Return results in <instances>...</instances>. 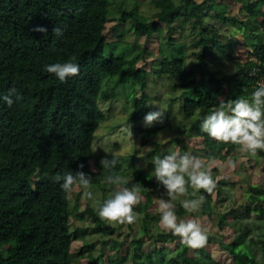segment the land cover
<instances>
[{
  "label": "trees",
  "instance_id": "1",
  "mask_svg": "<svg viewBox=\"0 0 264 264\" xmlns=\"http://www.w3.org/2000/svg\"><path fill=\"white\" fill-rule=\"evenodd\" d=\"M232 2L153 0L155 12L149 19L136 6L119 8V20L131 21L136 39H159L163 28L167 29L165 41L157 46L152 70L170 78L173 92L181 89L168 100H178L180 112L186 118H192L198 111L203 116L210 114L223 99L226 103L242 98L251 100L255 82L258 78L264 80V38L249 45L246 61H237L233 73L219 75L220 59H232L228 50L231 39L217 29L215 22L238 24L241 30L256 37L264 33V0L241 1L246 19L237 23L236 16L228 13ZM109 6L110 0H0V97L9 95L10 90H14L13 95L23 97L12 106L0 99V264H74L72 250L78 239L82 241V250L75 256L84 257L86 264H202L203 259L209 264H219L205 245L192 249L170 230L166 232L160 226V212L151 210L153 189L159 188L161 197L165 194L162 186L151 178L153 157L166 155L160 146L145 154V167L136 161L134 154L120 158L108 155L107 158L118 161L114 169L91 171L93 136L100 122L106 120L99 103L104 78L116 79L118 84L131 79L136 84L139 94L133 91V97L128 98L130 107L125 106L124 110L134 124L135 140L141 143L138 146L163 130L160 126L150 130L144 124L146 114L157 111L146 91L148 73L140 68L128 69L126 60L105 54ZM207 11L212 12L213 23L207 19ZM185 24L192 32L189 47L196 50L191 53L194 59L189 67L179 56V42L173 35L175 26L183 30ZM41 27L47 31L36 30ZM54 28L61 29L62 35L56 36ZM137 54L144 59L145 47H140ZM251 56L256 62L249 61ZM72 57L80 65V72L67 82H59L44 70L46 64L65 62ZM258 63L259 72L251 75ZM202 122L197 120L194 130L201 138L206 156L226 159L239 149L238 145L209 137ZM171 141L177 143L173 138ZM181 147L184 148L183 143ZM257 155L264 158L262 150ZM68 171L74 174L83 171L90 176L93 190H104V181L109 176H120L115 191L141 185V200L133 211L138 216L142 236L130 242L123 254L121 249L127 244V236L121 240L114 237L117 229L103 221L97 208H86L81 213L78 205H71L72 191L64 192L55 179ZM206 171L211 173L216 187L211 193L201 189L196 195V198L205 196L199 210L202 216L210 219L217 215L221 229L229 214L235 217L254 213L264 218V187L260 177L244 181L245 202L221 215L216 204L228 182L216 178L217 169ZM173 202L178 218L189 220L192 213L179 201ZM75 215L80 220L91 219L93 229L103 241L87 242L78 228L72 234L70 226ZM171 244L173 249L168 248ZM258 249L264 251V240L256 244L233 241L229 249L232 264H264V258L258 259Z\"/></svg>",
  "mask_w": 264,
  "mask_h": 264
},
{
  "label": "rangeland",
  "instance_id": "2",
  "mask_svg": "<svg viewBox=\"0 0 264 264\" xmlns=\"http://www.w3.org/2000/svg\"><path fill=\"white\" fill-rule=\"evenodd\" d=\"M178 1V0H176ZM194 2H201V0H193ZM230 1V0H229ZM243 0H234L228 9L229 14L236 16L235 22H242L246 19L242 11ZM153 0H110V15L108 22L106 23V37L107 46L105 54L107 56L120 57L127 61L126 67L140 68L148 73L147 77V93L153 101L157 110L163 111V115L159 121L153 122L150 130L157 129L159 126L163 130L159 134H152L148 137L147 142H144L143 146H138L139 140H135L134 136V124L130 122L128 118V112H125L124 107H130L129 97H133L132 93L135 90L139 94V90L131 79L126 80L122 84H118L116 79L110 80L104 78L101 86V92L99 96V103L102 107L106 120L100 122L97 130L93 136L92 149L94 157L91 163V171L98 172L101 168V160L112 155L115 157H124L134 154L137 158L136 161L142 164L144 167L147 162L145 154L149 151H153L160 146L164 154H168L172 151H177L180 154L190 153L201 159L204 170L217 169V179H224L228 182L225 186L224 193L221 195L216 204V210L222 215L229 212L233 208L239 206L240 203L245 202L247 199L246 185L244 181L250 180L251 182L257 177L262 179L264 187V158H259L257 153L255 155L249 152L242 151L241 148L235 150L226 159H220L218 157L206 156L207 151L203 148L201 138L198 137L195 132L197 120L202 119L203 115L200 111L196 112L192 118H186L180 112V104L178 100L170 101L169 97L178 95L180 88H177L174 92L170 89V78L167 76H159L153 73L152 63L154 56L158 54L159 42H164L166 38L167 29L163 28V33L159 39L152 37L146 39L144 37L136 39L135 33L131 27V21H120L119 8L132 9L137 7L138 12L146 18H151L155 10L152 8ZM121 6V7H120ZM208 12V11H207ZM212 12H208V20L212 17ZM183 18L178 21L181 24ZM178 23V24H179ZM218 30L224 33L225 36L231 39V45L228 49L232 55V59H220L221 67L219 69V75H227L233 73L235 69V63L237 61L244 62L247 59V50L249 45L255 44L258 39L264 38L263 34H255L249 31H243L239 28L238 24H221L214 23ZM164 27V26H163ZM175 32L173 33L177 45V52L179 56L184 60L186 67H189L194 59L191 54L193 50L189 47L190 37L192 32L187 28L185 24L184 29H180L175 26ZM181 33H183L181 35ZM137 45V46H135ZM145 47L146 57L143 59L138 53L140 47ZM196 51V50H195ZM187 98H191L190 94L185 95ZM221 103H226L225 100H221ZM215 110V109H214ZM213 110V111H214ZM130 113V111H129ZM131 135H130V132ZM140 135V134H139ZM138 137L140 138V136ZM175 139L177 143L172 142L171 139ZM146 143V144H145ZM181 143L184 144V148L181 147ZM139 144H141L139 142ZM136 150V151H135ZM261 151V150H257ZM264 152V150H262ZM221 155H224L225 149L220 151ZM116 183H112L109 179H105L104 190H93L95 195V201L88 200L84 195V189L79 185H75L70 193L71 205H78L79 211L82 213L86 208H99L105 200L110 197V194L115 191L119 186L120 176L115 177ZM151 178L155 180L154 172L151 173ZM124 181H128L125 177ZM157 188V187H156ZM159 188L153 189V206H151L152 212H159L158 201L161 198L168 199L163 194L159 196ZM78 195V198H77ZM183 198L190 197H177V201L180 202ZM193 198H196L193 197ZM141 198L139 197V203ZM138 203V204H139ZM137 205V204H136ZM78 212V213H80ZM72 219L70 231L73 234L75 228L79 229V233L82 232L87 242L101 243L102 238L93 229V222L91 219ZM136 221L134 223H118L111 222L103 219V221L110 227H114L116 233L114 237L120 238V240L126 237L127 244L122 247V254L125 251V247L132 241L142 236L140 230V224L138 222V216L136 215ZM196 220L201 224L203 230L207 235V241L205 246L207 251L211 255L212 259L219 264H232V259L229 254L230 244L234 241L237 243L252 242L256 244L264 240V218L256 216L254 213L250 215L231 216L230 214L224 220V227L221 229L218 225L217 215L213 218H207L202 216L200 212L192 213L189 220ZM233 220V223H230ZM161 228L165 229L161 224ZM166 232L168 231L165 229ZM100 240H99V239ZM107 241V237L104 238ZM182 241V239H180ZM98 247V244H95ZM145 250L147 246H144ZM174 245L171 244L168 248L173 249ZM82 250V241L80 239L75 240L73 244V257L74 264H86L85 258L75 256ZM86 253V252H84ZM113 254V251H110ZM94 255H98V250H95ZM258 259L264 258V251L258 249ZM105 262V259L102 258ZM264 260V259H263ZM130 264V263H128ZM202 264H209L206 259L202 260Z\"/></svg>",
  "mask_w": 264,
  "mask_h": 264
},
{
  "label": "clouds",
  "instance_id": "3",
  "mask_svg": "<svg viewBox=\"0 0 264 264\" xmlns=\"http://www.w3.org/2000/svg\"><path fill=\"white\" fill-rule=\"evenodd\" d=\"M46 32L45 28L36 29ZM56 36H61L62 31L54 28ZM44 70L52 74L59 82H67L80 72V65L75 57L65 62L46 64ZM10 94L0 97L8 106H12L23 99L19 94ZM163 111H151L144 117L146 127H151L153 122L159 121ZM202 129L209 137L224 143L240 146L242 151L255 155L257 150H264V81L258 82L255 91L249 99H236L228 103H220L210 114L203 116ZM130 132V129H128ZM131 135V132H130ZM154 177L159 186H162L168 199L161 198L158 201L160 212V224L173 234L179 236L183 243L192 249L202 248L207 235L201 224L196 220L179 219L176 213V205L173 201L177 197H195L199 190L211 193L216 182L210 172L204 170L201 159L190 153L180 154L177 151L166 155L154 156ZM118 161L115 158L101 160L102 168L114 169ZM81 167H83L81 165ZM56 181L60 182V188L69 193L74 185L84 189L83 195L91 201H95L94 192L91 190V177L83 171L57 175ZM109 181L116 183L115 177L109 176ZM140 184H134L131 188L124 187L110 194V197L98 208V215L111 222L134 223L136 213L133 208L139 203ZM189 187L192 191H189ZM205 201L204 195L198 198H183L181 206L189 213L198 212Z\"/></svg>",
  "mask_w": 264,
  "mask_h": 264
},
{
  "label": "built area",
  "instance_id": "4",
  "mask_svg": "<svg viewBox=\"0 0 264 264\" xmlns=\"http://www.w3.org/2000/svg\"><path fill=\"white\" fill-rule=\"evenodd\" d=\"M249 59V61H253V62H256V59L254 58V57H249L248 58ZM259 64L260 63H258V65H257V67L255 68V69H253V71H252V73H251V75H255L256 76V73H258L259 72ZM261 81H264L263 79H261V78H258V80L255 82L256 83V85L258 84V82H261Z\"/></svg>",
  "mask_w": 264,
  "mask_h": 264
}]
</instances>
